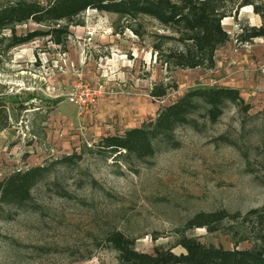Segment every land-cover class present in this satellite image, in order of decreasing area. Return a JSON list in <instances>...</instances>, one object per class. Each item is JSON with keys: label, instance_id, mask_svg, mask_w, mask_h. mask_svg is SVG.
<instances>
[{"label": "rangeland", "instance_id": "rangeland-1", "mask_svg": "<svg viewBox=\"0 0 264 264\" xmlns=\"http://www.w3.org/2000/svg\"><path fill=\"white\" fill-rule=\"evenodd\" d=\"M81 18L85 23L71 26L66 50L84 52L83 62L67 63L45 36L8 52L0 43V180L18 169L51 166L28 206L0 214V264H124L116 251L98 245L112 229L148 253L156 247L182 253V230L211 248L264 249V234L253 233L242 218L238 235L227 228L231 219L221 230L185 228L198 212L244 217L264 205V38L237 40L240 23L259 24L260 16L246 6L238 20L223 21L232 39L217 52L214 69L176 71L158 62L153 45H181L178 34L156 19L130 23L96 9ZM35 29L48 25H16L18 34ZM163 81L178 88L155 99L150 91ZM80 82L101 91L89 113L70 100ZM223 85L239 88L244 104L227 102L214 123L196 113L194 123L176 129L172 143H156L155 156L116 160L99 152L102 137L154 118L186 91ZM73 154L75 164L60 163Z\"/></svg>", "mask_w": 264, "mask_h": 264}, {"label": "trees", "instance_id": "trees-1", "mask_svg": "<svg viewBox=\"0 0 264 264\" xmlns=\"http://www.w3.org/2000/svg\"><path fill=\"white\" fill-rule=\"evenodd\" d=\"M252 6L253 12L260 16L259 24L248 21L240 23L237 40L245 43L255 38H264V3L255 0H49L46 4L38 0H16L0 5V43L8 52L13 47L27 44L42 36L65 51L71 35V26L84 25L81 18L87 9H96L118 14L128 22L139 16H149L164 25L173 34H178L181 45L163 47L154 44L158 52V62L167 70L202 68L214 69L217 65V52L231 41V34L223 21L228 17L238 20L240 10ZM33 21L46 24L48 29H35L18 34L17 24ZM129 23V24H130ZM130 26V25H129ZM11 28L7 37L3 31ZM136 35H141L134 28ZM177 89L178 84L160 82L155 84L150 94L155 99H163L168 89ZM227 102L242 103L245 100L239 88L229 85L195 87L186 91L176 101L159 108L156 116L127 129L124 133L105 135L98 144L100 153H109L116 160L123 158L148 159L155 156L156 143H172L176 129L180 125L194 123V115L200 111L210 122H217L224 113ZM245 110L250 107L243 106ZM174 144V143H173ZM176 145V144H174ZM76 154L63 156L60 163L75 164ZM50 165H34L18 169L0 180V214L7 207H26L30 204L34 187L44 181L51 173ZM241 218L253 233L264 234V205L243 215L225 210L198 212L185 228L206 227L210 231L221 230L222 223L231 219L228 226L233 235H238L240 227L235 224ZM234 225V226H233ZM182 253L156 247L152 253L136 249L135 239L123 230H108L98 241L103 248H111L124 264H264L262 247L243 249H223L207 247L198 240L181 233Z\"/></svg>", "mask_w": 264, "mask_h": 264}, {"label": "built area", "instance_id": "built-area-1", "mask_svg": "<svg viewBox=\"0 0 264 264\" xmlns=\"http://www.w3.org/2000/svg\"><path fill=\"white\" fill-rule=\"evenodd\" d=\"M100 94V89L90 82H80L70 94V100L75 103L81 113H89L97 106Z\"/></svg>", "mask_w": 264, "mask_h": 264}, {"label": "crops", "instance_id": "crops-1", "mask_svg": "<svg viewBox=\"0 0 264 264\" xmlns=\"http://www.w3.org/2000/svg\"><path fill=\"white\" fill-rule=\"evenodd\" d=\"M256 15V14H255ZM252 24H255V23H252ZM63 54L65 56H67V58H65L66 62L67 61H73V60H77L78 62H83L84 61V57L82 56V54H84V52L81 54V52H78V51H73V49H68V50H65V51H62ZM60 53V52H58ZM62 58V57H61ZM68 63V62H67Z\"/></svg>", "mask_w": 264, "mask_h": 264}]
</instances>
